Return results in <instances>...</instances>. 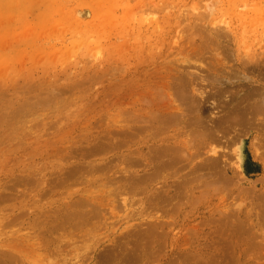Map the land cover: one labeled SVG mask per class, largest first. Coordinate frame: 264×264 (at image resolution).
Masks as SVG:
<instances>
[{
  "label": "rangeland",
  "instance_id": "1",
  "mask_svg": "<svg viewBox=\"0 0 264 264\" xmlns=\"http://www.w3.org/2000/svg\"><path fill=\"white\" fill-rule=\"evenodd\" d=\"M263 95L264 0H0V264H264Z\"/></svg>",
  "mask_w": 264,
  "mask_h": 264
},
{
  "label": "bare ground",
  "instance_id": "2",
  "mask_svg": "<svg viewBox=\"0 0 264 264\" xmlns=\"http://www.w3.org/2000/svg\"><path fill=\"white\" fill-rule=\"evenodd\" d=\"M260 92H261V91H260ZM255 93H256V92H255ZM255 93H254V94H255ZM254 94H253V95H254ZM260 94H261V93H260ZM260 94H259V95H260ZM253 95H252V96H253ZM254 96L256 97V96H258V95L255 94ZM250 97H251V96H250ZM250 97H249V99H250ZM255 97H253V98L255 99ZM260 97H261V96H260ZM260 97H259V98H260ZM263 97H264V95H263ZM256 98H258V97H256ZM243 99H244V98H243ZM246 99L248 100V97H246ZM254 99H253V100H254ZM239 100H240V99H239ZM239 100H238V101H239ZM247 100H245V101H247ZM241 101H242V100H241ZM245 101L243 100V102H245ZM259 101H260V100H259ZM259 101H258V102H259ZM252 104H254V103H252ZM246 105H248V104H246ZM246 105H245V106H246ZM257 105H259L260 108H262V107H264V102L257 103ZM257 105H256V106H257ZM235 106H236V105H235ZM256 106H253V108H254V107L256 108ZM261 106H262V107H261ZM242 107H243V106H242ZM247 107H250V106H247ZM251 107H252V105H251ZM244 108H245V107H244ZM238 109H239V108H238ZM240 109H241V107H240ZM251 109H252V108H251ZM252 110H253V109H252ZM244 111H245V110H244ZM229 112H230V111H229ZM242 112H243V111H242ZM242 112H240V113H242ZM247 112H248V111H247ZM251 112H252V111H251ZM251 112H250V113H251ZM263 112H264V111H263ZM226 113H228V112H226ZM238 113H239V112H238ZM236 114H237V113H236ZM243 114H244V112H243ZM234 115H235V113H234ZM237 115H239V114H237ZM258 115H260V114L258 113ZM261 115H263V114L261 113ZM242 116H245V115H242ZM246 117H248V116H246ZM246 117H245V118H246ZM260 117H261V116H260ZM248 118H249V117H248ZM227 120H229V119H227ZM245 120H246V119H245ZM245 120H243V121H245ZM224 121H226V120L223 119L222 122H224ZM249 121H250V120H249ZM204 122H205V121H204ZM219 122H220V121H219ZM228 122L231 123V121H228ZM247 122H248V121H247ZM207 123H208V122H207ZM232 123H233V121H232ZM232 123H231V124H232ZM233 125H234V124H233ZM233 125H232V126H233ZM218 129H219V128H218ZM218 131H219V130H218ZM209 135L211 136V134H209ZM207 137H208V136H207ZM207 137H206V138H207ZM221 138H222V137H221ZM215 139H216V138H215ZM215 139H213V140H215ZM260 150H261V149H260Z\"/></svg>",
  "mask_w": 264,
  "mask_h": 264
}]
</instances>
